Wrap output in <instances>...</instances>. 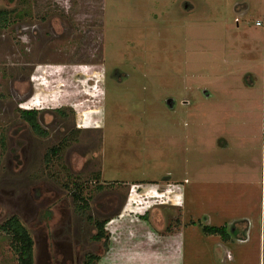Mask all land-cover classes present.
<instances>
[{
    "label": "rangeland",
    "instance_id": "obj_1",
    "mask_svg": "<svg viewBox=\"0 0 264 264\" xmlns=\"http://www.w3.org/2000/svg\"><path fill=\"white\" fill-rule=\"evenodd\" d=\"M0 11V264L12 217L34 264H263L264 0Z\"/></svg>",
    "mask_w": 264,
    "mask_h": 264
},
{
    "label": "trees",
    "instance_id": "obj_2",
    "mask_svg": "<svg viewBox=\"0 0 264 264\" xmlns=\"http://www.w3.org/2000/svg\"><path fill=\"white\" fill-rule=\"evenodd\" d=\"M7 15L6 11H0V21ZM2 22V21H1ZM38 112L34 110H27L21 112V117L31 126L36 134L45 137L47 133L41 128L38 122ZM60 152V147H55L50 151V155L57 156ZM106 222H97L96 227L98 233L95 236V240L102 241L106 237L105 234ZM3 230L11 238L12 244L18 253L20 264H34L35 252H34V240L29 229L22 223L17 217L10 218L4 225ZM209 235H218L224 241H229L231 236L227 227H206L204 229ZM263 264H264V208H263ZM100 261V257L88 254L84 264H97Z\"/></svg>",
    "mask_w": 264,
    "mask_h": 264
},
{
    "label": "flooded vegetation",
    "instance_id": "obj_3",
    "mask_svg": "<svg viewBox=\"0 0 264 264\" xmlns=\"http://www.w3.org/2000/svg\"><path fill=\"white\" fill-rule=\"evenodd\" d=\"M248 76H250V75H249V74L245 75V80L248 78ZM249 82H250V80H249ZM249 82L246 80V83H247L249 86H251V87L253 88L254 85H255L254 82H252V83H249ZM253 89H254V88H253ZM263 93H264V91H263ZM263 100H264V99H263ZM24 111H27V110H24ZM232 120H233V122H234V121H235V118H232ZM24 121H25V120H24ZM25 122H26V121H25ZM263 123H264V120H263ZM263 123H262V124H263ZM26 124L28 125L27 122H26ZM262 127H263V126H262ZM262 132H263V128H262ZM230 142H232V141H230ZM231 147H232V143L230 144L229 148H231ZM262 150H263V152H264V137H263V143H262ZM236 230H237V229H235V227H234V228L231 229L230 232L228 231L229 234H230V236L233 235V234L236 232ZM248 230H250V228H249ZM250 231H251V230H250ZM239 232H240V231H239ZM240 233H243V231L241 230ZM226 252H227V253H230V252L227 251V250H226ZM227 253H226V254H227ZM228 255H229V257H228ZM224 258H225V259H228V258H229L228 260H230V261L234 259V257L232 256L231 253L225 255ZM227 262H228V261H227Z\"/></svg>",
    "mask_w": 264,
    "mask_h": 264
},
{
    "label": "built area",
    "instance_id": "obj_4",
    "mask_svg": "<svg viewBox=\"0 0 264 264\" xmlns=\"http://www.w3.org/2000/svg\"><path fill=\"white\" fill-rule=\"evenodd\" d=\"M258 25L261 26V23H259Z\"/></svg>",
    "mask_w": 264,
    "mask_h": 264
}]
</instances>
